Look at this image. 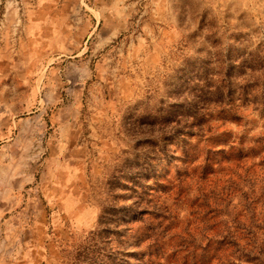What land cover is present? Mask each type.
<instances>
[{
	"label": "rangeland",
	"instance_id": "rangeland-1",
	"mask_svg": "<svg viewBox=\"0 0 264 264\" xmlns=\"http://www.w3.org/2000/svg\"><path fill=\"white\" fill-rule=\"evenodd\" d=\"M218 256L264 264V0H0V264Z\"/></svg>",
	"mask_w": 264,
	"mask_h": 264
},
{
	"label": "trees",
	"instance_id": "trees-1",
	"mask_svg": "<svg viewBox=\"0 0 264 264\" xmlns=\"http://www.w3.org/2000/svg\"><path fill=\"white\" fill-rule=\"evenodd\" d=\"M224 231V230H223ZM226 232H222V233H217L213 238L208 239V243H214L215 250L218 251H222V250H229L230 248L234 249L235 247H237L238 243L236 238L233 236V234L228 231L225 230ZM200 249L204 250V248H206V246H198ZM217 264H225L223 263L224 261L221 260V257L218 256L217 257Z\"/></svg>",
	"mask_w": 264,
	"mask_h": 264
}]
</instances>
